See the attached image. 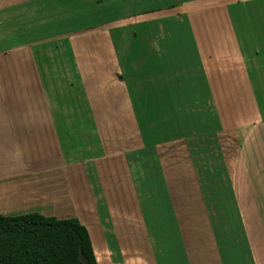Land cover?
<instances>
[{
    "label": "crops",
    "instance_id": "obj_1",
    "mask_svg": "<svg viewBox=\"0 0 264 264\" xmlns=\"http://www.w3.org/2000/svg\"><path fill=\"white\" fill-rule=\"evenodd\" d=\"M98 1L103 21L35 35ZM107 1L0 0V214L77 218L96 264H264V0L134 3L130 23ZM127 26L174 121L138 117Z\"/></svg>",
    "mask_w": 264,
    "mask_h": 264
},
{
    "label": "trees",
    "instance_id": "obj_2",
    "mask_svg": "<svg viewBox=\"0 0 264 264\" xmlns=\"http://www.w3.org/2000/svg\"><path fill=\"white\" fill-rule=\"evenodd\" d=\"M108 1L104 16L112 22L117 19L116 14L122 9L124 0ZM177 2L172 0L170 6L177 5ZM102 4L96 2L91 13L82 12L75 4L72 13H78L79 19L78 15L74 16L71 20L73 27L97 23L100 17L95 12L103 10ZM136 7L140 9L138 5ZM103 19L101 17L100 21ZM78 247L89 264H96L89 233L75 217L60 219L35 211L19 215L0 214V264H83L78 257Z\"/></svg>",
    "mask_w": 264,
    "mask_h": 264
},
{
    "label": "rangeland",
    "instance_id": "obj_3",
    "mask_svg": "<svg viewBox=\"0 0 264 264\" xmlns=\"http://www.w3.org/2000/svg\"><path fill=\"white\" fill-rule=\"evenodd\" d=\"M170 2H171V0H168V3H170ZM134 3L136 5H138V7H140V8L150 7L151 9H154L158 6L167 4V0H127V2H126V0H124L123 7L126 6V13H127L126 16L124 17L126 19L125 22L130 23L128 18L131 16L130 12L133 8ZM205 3H207V2H205ZM76 7H80V6L77 5ZM108 7H109V4H108ZM72 8H73V6L67 7V8L66 7L62 8L60 6V11H58L59 12L58 17H57L56 22H54L53 27H46V28L42 29V31H36L35 35L37 36V38H44L45 37L44 35L50 34V33H54V35H61V34L67 33V32L75 31L76 28H73L74 25L71 23V20H73L74 16L77 17V15H78L77 19H79V14L78 13H72V11H73ZM80 8H81L80 10L82 12H84V9L82 7H80ZM119 15H122V9H119L118 14H116V16H119ZM116 20H118V19H116ZM143 29H146L147 35H149V33L152 34V33L156 32L154 25H152L151 28H150V26H148V28H147V26L144 25ZM154 30H155V32H154ZM131 31H135L136 34L134 35V37L132 36L133 39H131V41H130L129 36H130ZM141 32H143V30L139 29V28H136V29L131 28L130 29V27H128V26L124 27L123 30H121V32H119L120 33V36L118 38L119 39V41H118L119 46L117 48L118 53H119V57H120V61L122 63V69H124L125 73H126L125 76L126 77L129 76L127 73V72H129V70L130 71L136 70V74L138 75V78L136 80H134V83L132 85V89H133L132 95L135 96L136 102H137L136 103V112L138 114V117L140 119L144 118V120H145L146 114H147V116L149 118H152L150 115L155 117L154 120L152 118V119H149V121H151V120H153V122L154 121H160V120L165 119L167 117H170L174 121L173 116L177 118L176 115L168 116V114L170 112L172 113V111H174V109L169 108V111L166 108H164V110L162 109V103L160 102L161 101L160 99H164L165 95L160 94V93L159 94L153 93L154 92V89H153L154 86L156 88H159V87L161 88V85H162L161 82H158V81H162L160 74H156L159 70V62L157 61V59L151 60V61L149 60L150 62L147 64L146 58H145L146 55H144L138 59V62L136 61L134 67H130V64H128V66H127V60H130L128 58H130L131 56L134 58V56L136 57V55L145 53V48L143 45H141L137 49V51L134 50V48H136V46H137V42L141 38V34H140ZM128 40H129L130 44H132V47H133V55H131V56L128 55V53H127L129 51V49L126 51ZM125 65H126V68H125ZM176 66L178 67V64ZM151 71L155 72V74L149 75L148 77L144 76V75H146V73L150 74ZM172 77L178 78V76H172ZM187 81L188 80H186V79L184 80V82H187ZM152 82H154V86L150 85V83L153 84ZM148 84H149L148 87H149L150 91L152 92L151 94H153L156 98L155 106L152 104L150 99H148L149 97L146 95V86ZM138 90L139 91L143 90L144 92L142 94H136ZM194 96H195V94L191 95L190 98H194ZM177 103H178V101H177ZM177 105L179 106L178 111L181 114V117L184 118L186 112H187V115H189L190 113L191 114L195 113V115H197V117L200 121V110L197 108V106H195L198 104H196L195 102H192V105H194L192 107V109L190 107H184V105H180V104H177ZM193 121L196 124L195 118ZM156 123H158V122H156ZM193 126H197V125H192V127ZM155 135H156V137L159 136L158 134H155Z\"/></svg>",
    "mask_w": 264,
    "mask_h": 264
},
{
    "label": "water",
    "instance_id": "obj_4",
    "mask_svg": "<svg viewBox=\"0 0 264 264\" xmlns=\"http://www.w3.org/2000/svg\"><path fill=\"white\" fill-rule=\"evenodd\" d=\"M78 257L83 264H89L88 258L83 253L81 247H78Z\"/></svg>",
    "mask_w": 264,
    "mask_h": 264
}]
</instances>
